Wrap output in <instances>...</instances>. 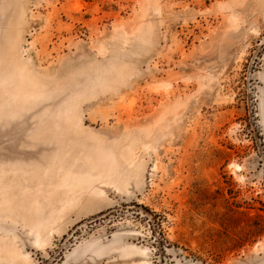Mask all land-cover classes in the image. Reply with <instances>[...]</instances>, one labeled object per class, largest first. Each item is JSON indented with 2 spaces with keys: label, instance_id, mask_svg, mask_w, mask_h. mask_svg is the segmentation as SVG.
<instances>
[{
  "label": "rangeland",
  "instance_id": "rangeland-1",
  "mask_svg": "<svg viewBox=\"0 0 264 264\" xmlns=\"http://www.w3.org/2000/svg\"><path fill=\"white\" fill-rule=\"evenodd\" d=\"M0 264H264V0H0Z\"/></svg>",
  "mask_w": 264,
  "mask_h": 264
}]
</instances>
